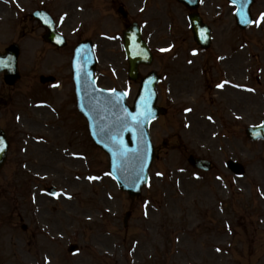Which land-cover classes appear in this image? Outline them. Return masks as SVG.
<instances>
[{
    "label": "rangeland",
    "instance_id": "374dc122",
    "mask_svg": "<svg viewBox=\"0 0 264 264\" xmlns=\"http://www.w3.org/2000/svg\"><path fill=\"white\" fill-rule=\"evenodd\" d=\"M255 2L251 9L257 22L243 32L235 27L231 8L219 0L211 3L225 5L224 11L206 16L225 23V29L212 31L221 44L216 55L233 56L240 67L237 77L256 93L241 94L237 120L228 104L237 99L235 90L213 97L228 99L220 112L225 128L190 116L189 126L183 127L181 108L168 105L169 115L149 129L160 153L149 171L150 188L130 199L111 182L107 156L90 142L75 110L68 59L76 41L91 39L99 61L98 84L123 87L127 63L119 37L134 19L155 56L140 74L160 70L168 76L161 85L168 80L171 89L174 48L158 50L173 40L175 49L177 44L187 47L172 34L187 21L178 5L172 0H0V46L18 38L22 49L15 94L6 91L10 88L0 77V95L15 97L13 104L0 103V119L13 139L11 157L0 173V264H264V142H251L244 134L247 126L264 121V0ZM119 3L128 11L126 20L116 12ZM35 9L53 16L67 39L63 49L42 41L43 27L29 16ZM195 57L200 62L199 52ZM40 73L56 75L61 89L40 85ZM129 88L132 99L137 84ZM193 93L180 101L183 106L194 107L189 102ZM173 95L164 90L162 103L174 101ZM40 102L44 107L36 106ZM189 153L211 159L213 169L191 175L185 169ZM75 154L81 158L69 157ZM228 158L244 165L242 178L227 171ZM44 185H54L61 194H42ZM127 210L131 216L124 226ZM71 243L78 245L77 252L67 251Z\"/></svg>",
    "mask_w": 264,
    "mask_h": 264
},
{
    "label": "water",
    "instance_id": "95a60500",
    "mask_svg": "<svg viewBox=\"0 0 264 264\" xmlns=\"http://www.w3.org/2000/svg\"><path fill=\"white\" fill-rule=\"evenodd\" d=\"M231 1L240 7L244 2V0ZM239 15L243 16V11H239ZM139 47L129 45L127 48L133 73L138 58L132 53ZM16 54L17 52L14 51L11 56L0 58V68L4 69L6 74L16 72ZM90 60L88 47L82 46L75 52L73 80L78 108L86 116L93 139L109 153L112 175L123 189L131 191L132 188H138L145 180L148 167L147 150L143 148V143H146L144 128L150 117H153V94L150 87L143 84L133 108L128 109L122 93L94 89ZM203 165L207 166L205 162L200 163V166Z\"/></svg>",
    "mask_w": 264,
    "mask_h": 264
}]
</instances>
